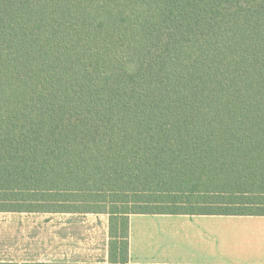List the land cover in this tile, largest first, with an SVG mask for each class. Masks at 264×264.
I'll list each match as a JSON object with an SVG mask.
<instances>
[{
    "label": "trees",
    "instance_id": "trees-1",
    "mask_svg": "<svg viewBox=\"0 0 264 264\" xmlns=\"http://www.w3.org/2000/svg\"><path fill=\"white\" fill-rule=\"evenodd\" d=\"M0 212L264 216V0H0Z\"/></svg>",
    "mask_w": 264,
    "mask_h": 264
},
{
    "label": "crops",
    "instance_id": "crops-1",
    "mask_svg": "<svg viewBox=\"0 0 264 264\" xmlns=\"http://www.w3.org/2000/svg\"><path fill=\"white\" fill-rule=\"evenodd\" d=\"M105 214L0 212V264H108ZM129 264H264V216L130 215Z\"/></svg>",
    "mask_w": 264,
    "mask_h": 264
}]
</instances>
